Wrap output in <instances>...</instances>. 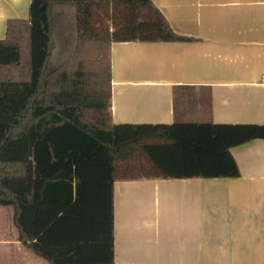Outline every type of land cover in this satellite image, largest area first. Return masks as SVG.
<instances>
[{
	"label": "trees",
	"instance_id": "1",
	"mask_svg": "<svg viewBox=\"0 0 264 264\" xmlns=\"http://www.w3.org/2000/svg\"><path fill=\"white\" fill-rule=\"evenodd\" d=\"M151 0H30L0 40V206L50 264L113 263L115 181L230 178L261 126L113 124L109 45L187 41Z\"/></svg>",
	"mask_w": 264,
	"mask_h": 264
},
{
	"label": "crops",
	"instance_id": "2",
	"mask_svg": "<svg viewBox=\"0 0 264 264\" xmlns=\"http://www.w3.org/2000/svg\"><path fill=\"white\" fill-rule=\"evenodd\" d=\"M151 2L189 40L109 45L113 124L264 127V0ZM29 6L0 0V40ZM229 152L237 177L115 181L113 263L264 264V138ZM7 207L0 264H50Z\"/></svg>",
	"mask_w": 264,
	"mask_h": 264
},
{
	"label": "rangeland",
	"instance_id": "3",
	"mask_svg": "<svg viewBox=\"0 0 264 264\" xmlns=\"http://www.w3.org/2000/svg\"><path fill=\"white\" fill-rule=\"evenodd\" d=\"M1 208H6L11 210L10 207L0 206V231L13 230L14 228L11 224L10 212Z\"/></svg>",
	"mask_w": 264,
	"mask_h": 264
},
{
	"label": "built area",
	"instance_id": "4",
	"mask_svg": "<svg viewBox=\"0 0 264 264\" xmlns=\"http://www.w3.org/2000/svg\"><path fill=\"white\" fill-rule=\"evenodd\" d=\"M263 83H264V80H263Z\"/></svg>",
	"mask_w": 264,
	"mask_h": 264
}]
</instances>
